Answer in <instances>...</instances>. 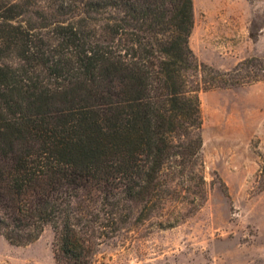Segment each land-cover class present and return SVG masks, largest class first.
Instances as JSON below:
<instances>
[{"label":"trees","instance_id":"obj_1","mask_svg":"<svg viewBox=\"0 0 264 264\" xmlns=\"http://www.w3.org/2000/svg\"><path fill=\"white\" fill-rule=\"evenodd\" d=\"M194 24V0H0V233L11 244L51 227L58 262L88 264L96 238L135 208L163 212L170 182L198 179L206 200L200 92L264 77L255 57L231 71L201 62Z\"/></svg>","mask_w":264,"mask_h":264},{"label":"rangeland","instance_id":"obj_2","mask_svg":"<svg viewBox=\"0 0 264 264\" xmlns=\"http://www.w3.org/2000/svg\"><path fill=\"white\" fill-rule=\"evenodd\" d=\"M194 13L190 45L201 62L231 71L255 57L252 75L264 77V0H194ZM200 100L206 200L195 198L198 179L170 182L165 210L135 208L96 238L88 264H264V80L202 91ZM54 242L51 227L27 245L0 233V264H63Z\"/></svg>","mask_w":264,"mask_h":264}]
</instances>
